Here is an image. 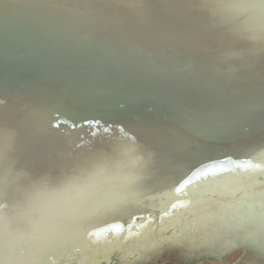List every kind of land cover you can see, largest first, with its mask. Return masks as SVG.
<instances>
[{
	"label": "water",
	"instance_id": "1",
	"mask_svg": "<svg viewBox=\"0 0 264 264\" xmlns=\"http://www.w3.org/2000/svg\"><path fill=\"white\" fill-rule=\"evenodd\" d=\"M229 2L0 0V125L8 121L16 133L11 146L6 137L0 145V213L11 204L24 232L46 222L42 204L26 203L40 177L53 178L48 187L61 174L81 179V159L96 156L106 163L95 166L139 174L143 186L123 213H97L110 201L90 188L95 202L79 211L95 213L92 220L74 225L54 214L58 223L41 227L54 229L64 255L74 241L65 234L87 231L108 241L149 218L156 232L160 210L191 201L190 188L204 183L238 178L242 186L249 180L253 196L264 189V41L217 25L228 11L219 5ZM126 137L146 157L116 151ZM163 235L177 236L170 229ZM39 244L17 264H46L54 251ZM90 247V264H119L114 251L94 255ZM79 260L71 254L57 264Z\"/></svg>",
	"mask_w": 264,
	"mask_h": 264
},
{
	"label": "bare ground",
	"instance_id": "2",
	"mask_svg": "<svg viewBox=\"0 0 264 264\" xmlns=\"http://www.w3.org/2000/svg\"><path fill=\"white\" fill-rule=\"evenodd\" d=\"M119 162L126 163L127 161L126 159H121ZM106 168L111 169V167ZM112 172H118L115 175L119 176L121 174H119V172L123 171L117 169V167L115 166V169L112 170ZM237 179L238 178H234V180H227L225 182L211 181L199 185V188H190L191 195H193V193L201 194V190L204 192L205 188L207 194L205 196H202L203 200L205 201L204 204L200 205V208L202 210L198 211L197 206L194 205L190 200L176 204H174L173 202H168L169 204L167 203L166 206H164L163 209L160 210V228H158L156 232H153L154 229L151 226L152 219L149 218L146 219V221H144L141 226L135 231L121 237L119 235L112 236L108 241L103 240V237L99 238L98 235H91V233L87 231L70 233L67 235L65 234L63 235V237L72 238L74 240L73 243H71L72 247L70 248V251L71 254L79 255L80 260L77 261L76 264H90V259L87 257L88 250H91L90 246H92V254L94 255L96 253L107 255L114 251L117 254L116 256L118 263L126 264L127 257L138 254L135 257L139 259L145 253H149L151 251V247H153L154 244H156L154 247L163 244V232L166 229H170L171 232L175 231L178 239L185 238V235H187L186 233L192 230L193 233L197 235V237L194 236V238L196 239L204 229L210 226V224L215 226L220 225L221 227L224 225V223L236 220L240 223L243 222L244 225V222H247L251 226H253L257 221L258 224L262 225L263 223L261 221V217L264 216V210L261 209L260 205L261 201L264 200V189L256 188L260 190H258V192L253 196L250 192V189L252 188H245L249 180L242 186L239 185V180ZM81 180H83V177L81 178ZM249 184L251 183L249 182ZM55 187L56 186L48 187V190L51 191ZM91 189H89V191ZM31 192L32 194L27 196V205H29L33 201L38 204H42L44 210L47 211L46 214L50 215V219L46 222H43L41 220V222L37 223V225H30L27 228L26 232L22 231V229L19 227L21 230L19 231L18 227H16V225L13 223L16 213L15 211L13 212V210L11 209V204L8 203V210H6L5 213H0V264H17L21 261H26V255H29L33 249H37L40 246L39 243H41L43 249H48L49 252L54 251L44 261L46 264H57V261L62 256L67 257L68 255H71L68 252L66 253V255H64V252L56 250L61 241H58L59 237H56V232L54 231V229L51 231V233H48L45 228L41 227L46 224L54 225L58 223V219L56 217L54 218L53 216L55 213H50V210L55 207L56 202L48 199L47 197L38 196L37 190H35L34 192L32 190ZM89 195L84 197L78 204L79 209L84 207L87 208V211H89L92 208L90 207V205H93V203L91 202L93 200ZM166 201H172V199L169 198ZM173 205H175V207H173ZM213 206H216V208H212ZM165 207H169V209L165 210ZM169 211L171 213L169 219L166 221L163 220L162 218ZM189 213H195V216H189ZM58 217L62 218L63 216ZM259 232L260 234L262 232L264 233V229H259ZM53 237L55 239H53L52 242L49 239ZM83 237L84 240L82 239ZM95 237H97L99 240L94 239ZM39 238H44V241L41 240L38 242ZM158 239L160 241L156 243ZM37 252L38 251H35L34 255ZM238 255L239 252H234L229 256V258H227V260H231ZM198 264L222 263L218 260H206L199 262Z\"/></svg>",
	"mask_w": 264,
	"mask_h": 264
},
{
	"label": "snow or ice",
	"instance_id": "3",
	"mask_svg": "<svg viewBox=\"0 0 264 264\" xmlns=\"http://www.w3.org/2000/svg\"><path fill=\"white\" fill-rule=\"evenodd\" d=\"M220 7L226 8L227 14H220L217 21L219 27L231 30L241 36L251 35L254 39L264 41V0H230L226 5L220 4ZM264 52V49H261ZM262 118H264V107L261 109ZM39 118L43 120L44 114L41 113ZM149 131H151L149 129ZM16 133L10 127L8 121L0 125V145L4 143V137L7 138L9 146L15 141ZM128 143L123 149H116L124 156L130 159L138 160L141 156L146 157L141 146L132 137L125 138ZM196 155V153H193ZM2 162V161H0ZM106 160L102 156L82 158L81 164L84 167L79 169L80 178H69L63 174L57 176V186L51 191L48 190V185L52 182V177L44 175L40 177L38 182L37 195L44 196L55 201V207L50 210V213H55L58 216H63L65 223L68 224H83L90 221L96 215L95 213L89 216H81L78 204L82 199L89 195V189L95 188L98 198H106L110 203L105 207L98 208L99 212H126L130 205L134 202L132 197L143 185V176L137 174L135 176H115L111 169L106 167H97V164H105ZM93 165L88 167V165ZM131 169L143 168L145 164H133L129 166ZM111 178V187H106V182ZM192 203L197 206V210H202L200 205L204 204L202 196L193 194L190 198ZM261 209L264 210V200L261 201ZM175 207V205H173ZM189 216L194 217L195 213H189ZM207 219V217H206ZM264 223V216L261 217ZM79 250V249H77ZM76 259V257H72Z\"/></svg>",
	"mask_w": 264,
	"mask_h": 264
},
{
	"label": "rangeland",
	"instance_id": "4",
	"mask_svg": "<svg viewBox=\"0 0 264 264\" xmlns=\"http://www.w3.org/2000/svg\"><path fill=\"white\" fill-rule=\"evenodd\" d=\"M244 223L232 220L221 227L210 224L200 233V239L194 238L197 235L192 230L188 231L185 238L163 240V244L151 247L149 253L126 264H198L206 260H218L222 264H264V233L259 232L264 229V223L260 225L257 221L253 226ZM234 252L239 255L227 260Z\"/></svg>",
	"mask_w": 264,
	"mask_h": 264
}]
</instances>
